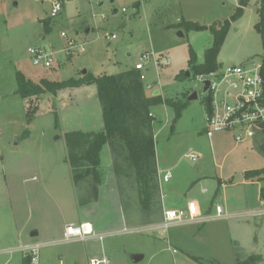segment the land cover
<instances>
[{
    "label": "rangeland",
    "instance_id": "374dc122",
    "mask_svg": "<svg viewBox=\"0 0 264 264\" xmlns=\"http://www.w3.org/2000/svg\"><path fill=\"white\" fill-rule=\"evenodd\" d=\"M53 1L0 0V264H24L21 248L36 243L51 244L41 249V264H59L60 260L89 264L91 259H106L110 264H238L255 251L264 253V217H236L264 207L258 202L264 180L244 177L247 172L264 170V156L255 142L238 144L229 133L209 139L203 97L183 105L203 86L192 71L191 52L196 63L203 64L215 42L209 29L187 30L179 24L211 26L231 19L239 0H70L58 17L49 19ZM258 3L251 0L242 17L231 22L217 56L224 66L262 56V39L255 30ZM70 40L86 51L67 54ZM35 47L54 52L51 68L33 64L28 50ZM159 60L170 64L160 65ZM138 63L144 66L146 94L153 96L158 90L163 100L151 113L158 168L172 175L164 182L160 174L165 208H183L187 201L197 200L204 215L214 216L216 206L221 205L234 217L179 226L166 236L125 233V228L159 222L163 213L162 207L157 216L147 219L136 192L130 191L123 226L106 231L114 235L102 242L61 243L65 225L80 224L83 207H89L79 206L65 134L77 128H102L101 106L93 99L75 107L77 101L71 97L65 112L58 114L56 95L30 102L23 99L17 92L18 76L36 84L43 79L56 82L79 78L84 71L94 76L117 75ZM29 105L30 110L36 107L30 115ZM193 154L199 156L196 161L187 157ZM102 161L108 169L105 186L114 187L108 147ZM116 191L105 202L118 207ZM107 211L112 217L114 213ZM35 231L38 235L31 237ZM132 255L144 258L133 263Z\"/></svg>",
    "mask_w": 264,
    "mask_h": 264
},
{
    "label": "trees",
    "instance_id": "16d2710c",
    "mask_svg": "<svg viewBox=\"0 0 264 264\" xmlns=\"http://www.w3.org/2000/svg\"><path fill=\"white\" fill-rule=\"evenodd\" d=\"M250 1L239 0L231 19L216 22L211 26L189 21L179 24L180 28L187 30L209 29L214 35L215 43L207 50L205 63L197 64L194 53L191 52L190 64L192 71H195V76L216 71L221 67L217 56L228 35L231 22L242 17ZM258 14L259 23L255 26V30L261 36L264 48V0H259ZM45 24L48 26L49 21ZM141 74L140 70L134 68L117 75L94 76L87 73L81 74L79 78H70L65 81L53 82L43 79L37 84L21 75L18 76L17 92L29 102L33 98L37 99L47 94L56 95L66 89L92 85L96 87L103 114V130L98 132L75 130L65 134L67 163L77 196L80 197L79 206L81 207L99 201L100 189L105 185L108 173V169L102 163V153L104 148L108 147L112 160V174L125 217L129 205L127 195L130 191L136 192L140 211L147 219L157 216L162 210L154 116L150 114L151 108L161 104L163 100L160 96L146 94ZM186 104V102L183 103V105ZM31 110L30 105L27 106L28 115ZM35 110L36 107L32 111ZM56 117L58 118L57 115ZM255 144L264 156V136ZM245 177L250 180H264V170L247 172ZM262 195L264 196V188ZM261 261H263L261 256L251 255L238 264H259ZM23 262L27 263L25 257Z\"/></svg>",
    "mask_w": 264,
    "mask_h": 264
},
{
    "label": "built area",
    "instance_id": "2783aa9c",
    "mask_svg": "<svg viewBox=\"0 0 264 264\" xmlns=\"http://www.w3.org/2000/svg\"><path fill=\"white\" fill-rule=\"evenodd\" d=\"M70 0H55L51 4L49 18H56L64 10ZM66 37L65 33L61 34ZM115 39V35L111 37ZM82 54L86 51L83 45H76L70 40L65 49L72 55L76 50ZM35 66L51 68L54 62V52L46 47H35L28 50ZM160 65H169V60L159 61ZM135 68L143 71L144 66L138 63ZM202 84L209 82V89L204 99L205 109V135L212 139L217 133H229L234 136L236 143L249 140L256 142L264 136V52L258 60H251L238 66L221 67L216 71L196 75ZM141 80L145 81L142 74ZM148 88H152L151 85ZM150 116H154L152 113ZM192 161L199 156L187 155ZM162 180L169 182L172 179L170 172L164 173ZM159 175V178L161 177ZM231 217L223 206H216L215 215H204L198 202L188 201L186 206L178 209L163 208L162 218L159 222L145 224L131 229H124L125 233H156L166 236L176 227L186 225L204 224L210 220H227ZM238 218L249 219L264 217V209L245 212L237 215ZM113 232L97 233L91 223L70 224L66 226L61 243L70 244L86 242L89 240L104 241ZM50 243H36L23 246L21 252L27 259L26 264H41V249ZM173 253H177L174 249ZM59 264H64L60 260ZM89 264H110L108 260L91 259Z\"/></svg>",
    "mask_w": 264,
    "mask_h": 264
},
{
    "label": "crops",
    "instance_id": "0c3cea01",
    "mask_svg": "<svg viewBox=\"0 0 264 264\" xmlns=\"http://www.w3.org/2000/svg\"><path fill=\"white\" fill-rule=\"evenodd\" d=\"M65 91H67V93ZM64 96H67V99H64ZM54 97L56 98V107H57L58 114L65 112L66 107H67L66 104L69 103V100L71 97H75V99L77 101V102H75L76 103L75 107L79 106V104H81L82 102L93 101V99H97L96 103L99 102L98 97H97L96 87L93 85L92 86H83L81 88H76V89L62 90V91L58 92L56 94V96H54ZM80 97H84V101H82ZM88 97H91L92 100H87ZM99 105H100V103H99ZM75 107L70 106V108H72V109H74ZM103 128H104V125L102 128H98V129L77 128V129H73V131L81 130V131H85V132H98V131H102ZM102 163H103V161H102ZM157 166H158V164H157ZM158 172H159V175L160 174L163 175L164 173H166V172H162L159 168H158ZM160 181L161 180L159 178V182ZM263 188L264 187H262L260 189L259 196H258L259 206L264 205V196L262 195V189ZM113 189H115V191H116V189H117L116 185L114 187L111 185L108 188H106L105 185L103 187H101L99 201L97 203H93V204L89 205V207H85V208L83 207V209H82L83 210V214H82L83 219L79 223H91L93 225L94 229L96 231H100V232H106L108 230L113 231V230H117L118 228L122 227L124 224V221H125V216L123 215L120 197H119V194L117 193L118 190L115 192L117 195L118 207H115L114 206L115 204L113 206H111L105 202L107 195L113 194V192H112ZM160 189H161V185H160ZM202 192L204 193L205 190H203ZM218 200H220V199H218ZM193 201L198 202L197 200H193ZM161 202H162V207L165 208L162 194H161ZM107 209H110V211H112L114 213L112 215V217L107 216L108 215ZM176 209H178V208H176ZM261 209H264V207L259 208L257 210H261ZM249 212H252V211H249ZM70 224H75V223L74 222L67 223L64 227L63 234H64L66 226H68ZM261 228H263V230H264V222L262 223ZM255 252L258 253V251H255ZM257 253L254 255H259L262 257V260H264V253H262V252H259L258 254Z\"/></svg>",
    "mask_w": 264,
    "mask_h": 264
},
{
    "label": "water",
    "instance_id": "95a60500",
    "mask_svg": "<svg viewBox=\"0 0 264 264\" xmlns=\"http://www.w3.org/2000/svg\"><path fill=\"white\" fill-rule=\"evenodd\" d=\"M41 3L44 6V2H41ZM115 12H117V11H115ZM86 32L89 33V29H87ZM178 35L181 36V37L184 36L182 32H180ZM86 74H87V72L84 71L83 75H86ZM186 76L188 78H190L191 77V73L190 72H186ZM209 85H210L209 82H204L203 86H202V89L200 91L194 90L188 96V98L186 99V103L197 102V101H199V99L201 97H205L207 92H208ZM158 95H159V91L157 90V91L154 92L153 96H158ZM37 235H38V232H36V231L31 234L32 237H35ZM143 258H144V256H142V255H132L131 256V260L133 261V263H138V262L142 261Z\"/></svg>",
    "mask_w": 264,
    "mask_h": 264
}]
</instances>
